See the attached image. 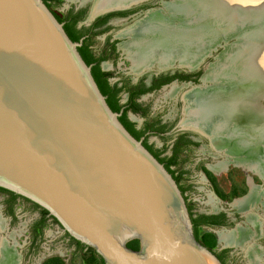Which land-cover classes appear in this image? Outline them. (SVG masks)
<instances>
[{
	"label": "water",
	"instance_id": "water-1",
	"mask_svg": "<svg viewBox=\"0 0 264 264\" xmlns=\"http://www.w3.org/2000/svg\"><path fill=\"white\" fill-rule=\"evenodd\" d=\"M82 42L43 0H0V186L46 208L105 264H223L196 239L173 176L108 105Z\"/></svg>",
	"mask_w": 264,
	"mask_h": 264
},
{
	"label": "bare ground",
	"instance_id": "bare-ground-1",
	"mask_svg": "<svg viewBox=\"0 0 264 264\" xmlns=\"http://www.w3.org/2000/svg\"><path fill=\"white\" fill-rule=\"evenodd\" d=\"M133 1L96 0L93 15ZM167 6L173 20L150 14L119 34L130 38L121 47L132 70L141 74L154 65L166 68L176 62L193 66L221 40L236 37L203 77L213 85L188 96L186 124L202 128L211 135L213 146L225 152L227 158L212 166L213 170L225 171L233 163L264 178V30L260 17L264 0H172ZM176 92L174 85L165 95ZM249 183L248 195L231 205L244 210L259 204L264 210V188L251 179ZM208 203L216 207V198L210 195ZM247 219L253 229L237 226L235 231H219L220 240L226 245L243 244L260 225L257 215ZM0 253V264H19L20 254L6 239ZM248 253L253 261L260 256L257 250Z\"/></svg>",
	"mask_w": 264,
	"mask_h": 264
},
{
	"label": "flooded vegetation",
	"instance_id": "flooded-vegetation-1",
	"mask_svg": "<svg viewBox=\"0 0 264 264\" xmlns=\"http://www.w3.org/2000/svg\"><path fill=\"white\" fill-rule=\"evenodd\" d=\"M43 1L50 8V10L56 16V18L61 23H63V27L65 31L70 30L72 32H75L80 36V40L83 38V42L81 46L85 50V52L88 53V55H91L93 57V62L91 63L92 68L96 64H100V68L103 71H107L104 69L103 64H120L118 62L119 49H121L124 52L123 48L121 47V44L128 42L130 40V38L128 37L120 36L119 34L121 32L145 21V19L150 14H155V15L157 14L159 15V17H161L162 15L166 18H169L170 20H173L171 11L167 6L168 3L172 2L170 0H141L139 1V3H133L131 6L128 7L113 6L111 8H107L105 10L100 11L96 15H93V9L96 0H69L73 3L76 1L80 3L78 6L69 5L67 8L63 9L62 13L57 12V9L54 7V5L58 4L61 0H43ZM174 20H175V24L178 25L179 20L177 18H175ZM115 25H120V28L114 30ZM96 39L102 40L99 48H96L93 43L94 40ZM230 39H235V37L233 36ZM229 44L230 42L228 43V45ZM222 49H223L222 46L217 47V49L214 50L211 55L206 57L204 62L197 67H192V66L187 67L186 65H181L180 62H177L178 64H180L178 67L186 66L187 69L175 68L165 71L164 69L166 68L163 69L161 68L158 70H151L153 69L151 68L143 71L141 74L138 75V77L130 81H126L121 78L112 80V75L106 77L105 79L111 85V87L109 88L111 95L114 98H117L119 105H121V109L118 111L120 113L118 118L120 116H123L124 110L128 106H131L126 111V115L129 120L135 122V128L137 130L143 131V134L139 138L140 140H142L143 145L144 146L151 145L154 149H157V146L152 141H150V137L152 136L157 137V139L160 141V148H158L161 150L160 157L165 158V161H168L169 158L172 157L174 153L177 152L176 163L171 165V169H175L174 175L177 178V184L185 198L186 205L188 208L189 207L191 208L192 212L194 213L193 217L195 218L201 215L209 216L207 222H203L198 225L199 234L201 228H205L213 232L218 230L235 231L238 228L237 227L238 217L241 216H245L246 218L245 221H243L244 225H239V226L249 227L250 229H253V226L248 225L246 221L247 212L252 215H257V217L260 218L259 228L256 230V232H254L253 236L243 241V244L242 243L231 244V245L225 244V246L217 247L216 249H213V251L218 254L221 251L228 249L226 253V259H227L228 257L234 256L236 250L240 249L245 257L246 264H264V213H261L258 210V208H260L261 205L260 207L259 206L255 208L249 207L244 210H240L237 208L238 210H236V213L238 214H234V216L233 215L231 216L230 214H228V212L225 211H216V212L198 211L195 208V204L191 200H189L187 191L190 188V184L186 183L187 180L185 178L184 168L181 167L183 161L182 156L186 150L203 146L204 148L206 147L209 149L208 150L210 156L209 160L211 162H204V163L206 164L207 169L211 171V173H213L216 176H220L222 173L229 174L232 168L237 167L246 173L245 174L246 179L247 177H249V179H251V181L255 185L264 188L263 183L261 184L256 182V178H260L259 176L258 177L256 176L255 180L253 181L254 179L253 175L255 174H253L248 170H245L242 167L236 166L233 163L232 165L230 164L227 167V170L225 171L213 170L212 166H214L217 162L223 161L224 159L227 158L225 152L223 150H218L213 146L211 135H209L207 132L202 130V128H200L199 126L186 124L187 120L189 119V115L187 113L189 107L188 96L190 94L194 96L195 93L193 92L195 90H204L213 85L212 82L210 83L209 81L205 82L203 80V77L210 68V66L208 67V64L211 62H215L216 55ZM124 53L126 54V57L129 60L127 53L126 52ZM98 59L100 60L98 61ZM173 75H175L176 77L166 83H162L160 87L133 96V94H137V92H141L143 87H149L154 84H158L159 82H162ZM174 85L177 87L176 94L178 97L177 109H176L177 112L175 117H173V119L170 120L169 122L168 120H165L156 115H150L148 113L146 105L141 104L145 96L161 89L163 90L166 89L170 91V89ZM167 86L169 87L168 89L166 88ZM168 96L170 95H167L165 97ZM135 102L139 105L138 109H135V107H133L132 105ZM138 117H140L141 121L138 122L140 120L139 119L136 123L135 119H138ZM203 178L206 181H209V177H207L205 174ZM260 179L262 180V178ZM246 183L248 185L247 181ZM249 187H250V183L248 185V192L243 196H246L249 193L250 190ZM230 192L233 193L234 189L232 188ZM6 195L7 198L10 197L9 194ZM213 195H215L214 192ZM216 198L218 197L216 196ZM19 199L25 200L21 197H17V200ZM32 207L35 210H38L39 212L38 220L46 217L47 218L46 222L52 221L57 223L51 217L50 214L45 215L39 208H35L33 205ZM239 211L242 212L243 214H240ZM221 214L224 215L216 218L213 217L215 215H221ZM34 224L32 225L30 231L31 239H30L29 247L32 246L34 243V238H35ZM57 224L62 230H64L63 227L59 224V222ZM44 228L45 226H43L41 230H39L40 231L39 236L42 235ZM64 233L66 236H68L66 231H64ZM69 239L71 241L70 237ZM77 248L78 246L75 244V249L77 250ZM86 248L87 247H85V249ZM251 249L257 250L260 255L256 260H254L255 262L248 255L249 254L248 252ZM225 264L228 263L225 262Z\"/></svg>",
	"mask_w": 264,
	"mask_h": 264
},
{
	"label": "rangeland",
	"instance_id": "rangeland-1",
	"mask_svg": "<svg viewBox=\"0 0 264 264\" xmlns=\"http://www.w3.org/2000/svg\"><path fill=\"white\" fill-rule=\"evenodd\" d=\"M79 3L78 1L73 3L69 0H61L58 4H55V6L63 11V9L67 8L69 5L78 6ZM260 17L262 19L261 27L264 30V13L261 14ZM119 28L120 25L114 26V30ZM230 38L223 39L220 42L228 41ZM101 41V39L94 40L93 43L96 48H99ZM233 41H236V37ZM118 56V62L120 64H103L104 69L111 72L112 80L121 78L130 81L138 77L139 73L132 70L130 60L127 59L126 54L121 49H119ZM179 65L180 64L176 62L174 65L166 67L164 70L175 68L187 69V67L191 66L178 67ZM152 68L151 70L161 69L157 65H154ZM166 88L168 89L169 87L167 86ZM167 91L166 89H161L152 92L145 96L141 104L146 105L150 115H156L170 122L177 112L178 97L176 93L175 95L165 97L167 96L165 95ZM262 104L264 105V101ZM139 119L140 117L135 119L136 123ZM140 121L141 119L138 122ZM150 141L157 146V149L160 148V141L157 137H150ZM208 150V148H204L203 146L195 147L186 150L182 156L183 161L181 167L184 168L185 177L187 178L188 184H190V191L196 209L202 212L225 211L231 216H234V214H238L236 213L238 209L231 204L235 202L237 198H243V195L248 192L249 177L246 179V173L237 167L232 168L229 174L222 173L220 176L214 175L207 169L204 163L211 162L209 160L210 156ZM204 174L209 177V181L203 178ZM253 176L254 181L257 175ZM260 178H256V182L264 184V181ZM232 188L234 189L233 193L230 192ZM213 192L218 198L213 195ZM210 195L216 198L217 205L215 208L208 203ZM7 199V195L0 192V216L4 220V226L0 227V235L3 237L2 240L6 239L8 243L14 245L15 250L20 254L19 264H54L56 261L60 264H102L99 256L94 251V247L88 246L79 254L75 249V243L70 241L69 237L65 235L64 230H62L57 223L52 221L45 223L42 235L29 247L31 227L38 220L39 212L32 207L31 203L19 199L14 205V216H10L6 213ZM257 206L260 207L259 204ZM260 208H258L259 212L264 213L263 209ZM240 214L243 213L240 212ZM251 215L252 214L248 212L246 213L247 218ZM245 218V216L238 217L237 225H244L243 221H245ZM203 231L206 240H210L214 249L225 246L218 235V232L221 230L213 232L203 228ZM226 261L230 264H246L245 257L240 249H237L235 255L228 257Z\"/></svg>",
	"mask_w": 264,
	"mask_h": 264
},
{
	"label": "trees",
	"instance_id": "trees-1",
	"mask_svg": "<svg viewBox=\"0 0 264 264\" xmlns=\"http://www.w3.org/2000/svg\"><path fill=\"white\" fill-rule=\"evenodd\" d=\"M69 32V33H68ZM66 33L68 34V36L70 37V39L72 41H79L80 40V36L78 34H76L75 32H72L70 30L66 31ZM78 51L81 54L82 58L84 59V61L88 64V65H92L91 63L93 62V57L91 55H88V53L85 52V50L82 48V46L78 47ZM100 59H98L99 61ZM92 75L101 91V93L106 97V101L108 103V105L110 106V108L115 111L118 112L121 109V105H119L117 98H114L111 95V92L109 90V88L111 87V85L108 83V81L105 79L106 77L111 75V72L108 71H103L100 68V64H96L92 69ZM176 76L173 75L171 77H169L168 79L159 82L158 84H154L152 86L149 87H143V89L141 90V92H137V94H133L134 95H138L139 93H144L146 91H150L154 88H158L161 86L162 83H166L170 80H172L173 78H175ZM122 89V88H121ZM120 90V88H119ZM132 96V97H133ZM133 107H135V109L139 108V105L135 102L134 104H132ZM128 106L125 110H124V114L123 116H120L119 119L122 122V124L126 127V129L136 138L139 139L140 136L143 134V131L141 130H137L135 128V122L131 121L128 119L127 115H126V111L129 109ZM145 147L158 159L159 162H161L165 168L168 170V172L173 176V178L175 179V181L177 182V178L174 175L175 173V169H171V165L176 163V156H177V152L174 153V155L172 157L169 158L168 161H165V158L160 157L161 154V150L160 149H154L151 145H145ZM0 192L9 194L10 197L6 200L7 206H6V213L10 216H14V205L17 201V197H21L25 200H27L28 202H31L32 205L35 208H39L43 214H49V211L46 208H43L42 206H40L38 203L33 202L32 200H30L29 198H26L24 196H21L7 188L1 187L0 186ZM190 216H191V220H192V224H193V231H194V235L196 237V239L202 243L204 246L208 247L210 250L213 251V247H212V243L210 242V240H205L202 239L199 231H198V225L203 223V222H207V220L209 219V216H205V215H201L197 218L193 217V212L191 210V208H188ZM224 214L221 215H215L213 217H219V216H223ZM51 217L58 223V220L51 215ZM46 217H44L43 219L38 220L35 224H34V233H35V238H34V242L37 240V238L40 235V231L41 228L45 225L46 223ZM67 235L71 238V241L73 243H75L78 248H77V252L80 254L85 247H88V245L84 244L83 242H81L80 240H77L76 238L72 237L68 232H66ZM128 245L132 248H138L140 243L138 239H133L131 240ZM95 253L99 256L100 261L102 264H105L104 258L95 250ZM228 249H225L223 251H221L220 253H216L218 258L222 261L223 264H225L226 262V253H227ZM54 262V261H51ZM54 264H60L58 263V261L54 262Z\"/></svg>",
	"mask_w": 264,
	"mask_h": 264
}]
</instances>
